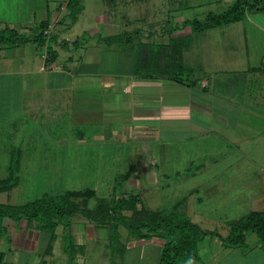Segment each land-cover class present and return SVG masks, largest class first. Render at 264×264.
<instances>
[{"label": "crops", "instance_id": "obj_1", "mask_svg": "<svg viewBox=\"0 0 264 264\" xmlns=\"http://www.w3.org/2000/svg\"><path fill=\"white\" fill-rule=\"evenodd\" d=\"M83 1L85 0H81L82 6L79 5L77 10L75 22L69 26L66 0H60L59 3L53 0H44L36 4L30 2L28 5L32 6V10H27L30 13L18 9L17 0H0L1 27L9 24L10 26L7 27L13 28L18 34L32 36L35 26L33 23L38 24L46 20L47 30L56 40L52 44L56 54L50 59L47 58V61H45V49L43 48V55L41 47L34 42L0 45V117L21 118L23 123L27 109L28 117L34 120L40 118L42 112L39 107L40 90L35 96L36 85L40 78L45 88L57 89L60 88V84L55 82L56 76L61 75H66L71 85L72 83L77 86L80 83L88 85L94 82L99 92L104 93L105 96L102 95L101 103L97 106L100 108L97 110L100 115L97 122L100 126L98 129L102 131L94 132L93 142L102 143L104 137L110 136L120 139L124 141L123 148L130 150L129 156L133 158L132 163L114 177V181L119 184L118 190H115L116 196L135 193L138 201L151 210L183 215L182 211H177L178 208L173 209V212L166 210L180 203V200L176 201L177 198L186 196V194L182 195L177 187L178 183L186 181L182 172L187 167H193L194 170L190 171V175H194V171L199 174L202 170L206 172L207 168L209 179L191 186L184 193H188L187 195L194 193L198 202L201 201L202 194L205 199L212 201L214 196L222 197L226 190L231 191L226 182L235 181L238 183L237 187L245 194L240 206L231 212L236 214V217L231 218L222 214L217 221L222 224L231 223L250 211H264V14L253 10L255 13H249V17H246L256 28L254 45L249 47L245 45L246 50L242 53L246 63L241 69L232 70L233 78L221 80L210 76L200 77L193 75L195 67L184 65L190 69V72L186 78H182V82L177 83L170 78L167 63L162 62L163 54L167 58L163 46L168 41L156 43L161 46H156L154 49L146 44L140 45L136 42L135 35L139 37L140 42L146 43L149 42V37L155 34L136 32L133 35L134 41H131V30H122L118 25L135 17L131 7L125 12V6L127 4L130 6L131 3L135 5L137 0L88 1L91 5L87 7L89 16L94 18L96 23L109 28L103 36L119 34L122 31L129 32L127 34L129 40L121 42L123 46L119 42L111 43L116 45L115 48L121 46L125 50L121 54L120 61L116 59V63L120 65L115 68L116 70L102 73L90 70L99 62L100 56L96 48H100L104 41L101 40L103 37L101 36L99 42L88 44L84 37L80 38L85 31L80 33L74 30L73 26L78 21L79 12L84 9ZM230 2L231 0H226L227 5ZM85 3L87 5V2ZM94 5H97L98 10L93 9ZM136 21L137 19L134 22ZM17 28H20L19 31ZM96 31V29L92 30L93 33ZM185 33L182 28L173 31L171 35L181 36ZM68 38L77 39L78 42L75 46L71 45L74 49L72 52L64 54L63 60H58V50L65 51V46L57 47L58 40ZM74 51H77L76 54ZM247 54L257 56H246ZM127 61V65H130L129 70H123L121 64ZM52 73L56 76H52ZM48 77L49 86L46 85ZM25 95L28 98L25 99ZM43 101L49 102L47 96H43ZM52 105H56L54 101ZM65 109L68 112L71 110L72 114L71 106H65ZM217 138L221 139L222 146L218 149L215 147L214 150L207 148L204 154L206 158L203 160L196 162L189 160L188 164H180V160L173 155L171 146L176 148L181 146L182 149L188 142L199 143L208 139L215 142ZM159 149L165 153L159 152ZM221 155L228 158L225 157L223 160L218 158ZM232 155L236 157L233 159L230 157ZM220 162H224L222 169L217 168ZM200 166L205 168L197 169ZM166 198L173 199L170 206L166 204ZM196 198L194 203H198ZM254 198L260 200H253ZM72 217L74 215L65 222H58L52 233L36 226L28 229L30 223L26 221L16 223L7 221L4 225L7 238L0 239L1 264H25L31 254H35L38 259L34 264H78L79 262L83 264L86 260L84 247L87 239L94 238L101 239L105 249H109L107 258L100 257L96 264L158 263L162 244L160 239L134 238L122 226L124 230L119 231L120 226H117V237L112 245L114 249L116 248L117 254L110 253V251L114 252L109 239L110 223L93 222L82 216L79 217L80 219L71 220ZM187 218L203 230H215L203 224L208 218L201 213L194 212ZM51 234L53 237L50 239ZM249 234L246 235L248 252L238 255L237 263L247 264L250 259L255 258L252 263L264 264L259 242L253 237L249 242L247 240ZM58 237L62 241V253H56L58 254L56 256L54 247ZM215 243L216 247L220 244L218 240H215ZM216 251L217 249L212 253L201 254L198 243L197 258L180 260L177 264L180 262L202 264L207 260L212 264H219L220 257L217 256ZM226 257L230 262H235L231 255Z\"/></svg>", "mask_w": 264, "mask_h": 264}, {"label": "rangeland", "instance_id": "obj_2", "mask_svg": "<svg viewBox=\"0 0 264 264\" xmlns=\"http://www.w3.org/2000/svg\"><path fill=\"white\" fill-rule=\"evenodd\" d=\"M54 1L55 3H59L60 0ZM88 1L91 0L83 1L84 9L79 12L78 21L73 28L79 32L85 31L83 35H80V38L84 37L89 42L88 44H91L99 42L100 37L109 28L107 29L101 23H96V20L89 16L87 7H91V5ZM30 2L31 4H36L42 3L44 0H17L16 7L27 12L28 9L32 10V6L28 5ZM85 2H87V5ZM79 5L82 6L81 1ZM97 5L93 6L94 10H98ZM135 5L131 3L130 6L128 4L125 6V12L129 11V7H131V12L135 14V17H131V21H123L118 23V25L122 30L132 31L130 36L131 41H134L133 35L136 31L143 34L149 32L155 34L156 36L151 35L148 39L149 42L155 44L168 41L166 29L168 28L169 21L172 20L170 23L173 24L174 22L179 23L180 19L184 18L202 19L207 10L221 11L227 7L226 0H137ZM249 13L254 14L255 12H253V9L246 10L243 18L239 21L215 27H206L198 31L187 32L189 31L188 27H185L184 31L186 33L183 39L181 38L182 44L178 45V54L173 58L171 56L169 58L165 57V59H162V62L172 64V68L176 64H180L181 67L184 65L193 66L195 67L193 75L200 77L203 75L205 78L210 76L211 78H221V80L233 78L232 70H239L246 63L244 61V53H242L243 50H246L245 45H248V47L254 45V30L256 28L246 18L249 17ZM136 19L137 21L134 22ZM33 24H35L33 28L35 29L37 23L35 22ZM7 26L10 25L7 24ZM19 29L17 28L18 31ZM95 29L97 31L93 33L92 30ZM123 37H118V40L114 42H126ZM261 37H263L262 34ZM135 40L138 43L140 41L136 35ZM62 41H68V45L64 47L65 51L58 50V60H63L64 54L66 55L68 52L74 50L71 46L70 42L72 39L70 38L59 39L58 48H60ZM184 42H186L185 45ZM251 42L253 44H250ZM112 44L107 45L102 43L100 48H96V52L100 56L99 62L96 66H92L90 70L100 73L116 70L115 68L119 65L116 63V59L119 60L125 50L123 47L121 48L124 45L123 43H121L118 49L115 48L116 45ZM152 47L154 49L155 46L152 45ZM40 50L44 55V49L41 47ZM170 50V46H166L165 53L168 55ZM228 56H230L229 59ZM246 56L256 57L257 55L247 54ZM127 63L128 61L121 64L123 70H129L130 65H127ZM52 76H56V74L52 73ZM180 76L184 77L185 71H181ZM56 77L55 82L60 84L59 89L54 87L45 88L41 78L36 85L35 96L38 90H40L41 98L39 102V107L42 111L40 112V118L34 120L28 117L26 114L27 109H25L23 123H21V118L0 117V180L7 179L14 182L9 189L0 191L1 204L10 206L21 205L26 201L39 198L43 193L56 195L67 189L81 190L88 188L90 194L87 198L86 206L90 208L102 198L105 200H113L116 197L119 184L117 181H114V177L118 175L120 170H124L133 161V158L129 156L131 151L123 148L125 144L120 139H114L110 136L104 137L102 143L93 142L94 132L102 131V129H98L100 126L97 122L99 121L100 115H98L99 111L97 110L100 108L97 106L101 103L102 95L105 96L104 93L99 92L97 84L91 82L88 85L82 83L78 86L73 83L71 85L66 75ZM48 83L49 77L46 85ZM43 96H47L49 99L48 103L43 101ZM26 98L28 97L25 95ZM53 101L56 105H52ZM65 106L72 107V114L71 110L68 112L65 109ZM221 146L222 141L217 138L215 142L210 139L199 143L188 142L184 144L182 149H180L181 146L179 148L178 146L177 148L175 146L171 147L174 157L180 160V164H184L189 160H193V162L203 160L206 158L204 154L207 148H213L214 150L215 147L218 149ZM159 152L165 153L160 149ZM225 157L221 155L218 158L223 160ZM230 157L234 159L236 156L232 155ZM223 163L220 162L217 164V168L222 169ZM189 165L191 164L189 163ZM203 168L205 167L200 166L197 169L202 170ZM10 169L12 170V176H8ZM193 170V167H187L182 172L186 181L178 183L177 185L180 193L182 192V195L186 194L185 198H182L183 196L181 195L182 197L176 199V201L180 200V203H177L172 208L168 207L166 210L173 212V209L176 210L178 208L177 211H182L186 217H189L194 212L201 213L204 217L208 218L203 224L207 227L214 228L216 234L224 237L229 232L230 222L222 224L217 220L222 214L230 216L231 218L236 217L237 215L231 212H234L236 207L240 206L245 194L241 188L237 187L238 183L235 181L226 182L231 191L226 190L227 192H224L225 194L222 197L219 195L214 196L212 201L205 199L204 194L200 196L197 193V197L200 196L201 198V201L198 202V198H196L194 193L192 194L191 192V194L187 195L188 193L184 192L188 191L191 186H196L199 182H204L205 179H209L210 175H208L207 168L206 172L202 170L198 174L194 171L195 174L190 175V171L192 172ZM195 198L198 203H194ZM165 200L169 206L173 201V199L169 198ZM253 200L258 201L260 199L254 198ZM76 202L80 203V199H76ZM139 205L147 207L144 203L139 202ZM122 213L129 214L130 212L123 211ZM79 217L80 215L76 214L71 220L80 219ZM65 219L62 222H65ZM7 221L13 222L7 217L3 218L0 222V239L6 237L4 225ZM21 221L25 222V219H21L18 222ZM38 223L36 220L30 221L28 229L34 228ZM119 226V231L122 232L124 229L121 228V225ZM252 237L256 239L255 235L251 233L247 237V240L250 242L253 239ZM61 238L58 237V240L55 242L54 252L56 256L62 253ZM215 240H218L220 243L217 247L215 246ZM198 243L201 254L206 252L212 253L217 249V256L220 257V261L218 260L219 264H245L243 262L237 263V258L238 255L248 252V248L246 247L227 248L224 246V243L221 245L219 237L211 234L205 236ZM0 244L2 243L0 242ZM111 249L114 252L110 251V253L117 254L116 248L114 249L112 246ZM107 253L109 254V249H105L101 239H87L84 247V257H86V260L83 264H96V261L102 257L107 258ZM228 255H231L232 259H235V262H230L226 257ZM253 259H250L247 264H254L252 263ZM37 260L35 254H31L25 264H34ZM78 264L82 263L79 262ZM179 264L187 263L180 262ZM202 264L212 263L207 260Z\"/></svg>", "mask_w": 264, "mask_h": 264}, {"label": "trees", "instance_id": "obj_3", "mask_svg": "<svg viewBox=\"0 0 264 264\" xmlns=\"http://www.w3.org/2000/svg\"><path fill=\"white\" fill-rule=\"evenodd\" d=\"M80 1L66 0L65 2L66 16L69 19L67 25L69 26L76 20ZM252 9L264 12V0H232L224 10H207L202 19L184 18L179 23L174 22L173 24L170 23L172 20L169 21L166 29L168 42L163 46L164 52L166 46H170L171 50L167 58L170 56L173 58L178 54V45L182 44L184 36H172L173 31L188 27L189 32H192L206 27L236 22L243 18L246 10ZM47 28L48 22L46 20L40 21L36 25L32 36H27L18 34L13 28L0 27V45L3 43L11 45L25 41L34 42L38 47L45 49V61H47V58L50 59L56 54L55 49L52 47V44L56 42L55 36L50 35ZM128 33L122 31L119 34L103 36L102 40L109 45L118 40V37L124 36L123 39L126 41L128 40ZM77 42V39H74L70 43L75 46ZM139 44L161 46L152 42L139 41ZM185 44L186 42H184ZM61 45L66 46L67 41H62ZM162 57L165 59L166 55L163 54ZM174 67L172 68V64H167V71L171 74L170 78L172 80L180 83L182 78L188 76L190 69L186 66L181 67L180 64H176ZM181 71H185L184 77L180 76ZM8 176H12L11 169ZM13 183L7 179L0 180V191L9 189ZM89 194L88 188L81 190L67 189L56 195L43 193L39 198L26 201L21 205L10 206L0 203V222L5 217L15 223L21 219H25L27 223L36 220L39 222L36 227L45 228L52 233L58 222H62L64 218L68 220L71 216L79 214L89 221L110 223L109 239L111 246L117 237L116 227L121 225L134 238H157L162 241L157 264H177L180 260L197 258V243L209 234L219 237L221 245L224 243L227 248L239 246L247 248L246 235L252 233L258 240L264 257V211H250L236 221L231 222L228 234L223 237L214 231L201 229L182 214L162 213L151 210L144 205H139L137 197L131 193L116 196L113 200L102 198L88 208L86 203ZM76 199H80V203H77ZM123 211H129L130 213L123 214ZM52 237L51 234L50 239ZM1 262L2 256L0 254V264Z\"/></svg>", "mask_w": 264, "mask_h": 264}]
</instances>
